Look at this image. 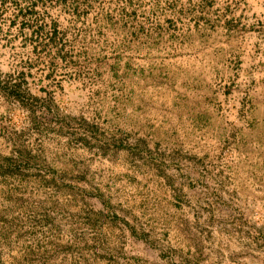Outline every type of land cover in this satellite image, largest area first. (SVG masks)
<instances>
[{"label":"rangeland","instance_id":"374dc122","mask_svg":"<svg viewBox=\"0 0 264 264\" xmlns=\"http://www.w3.org/2000/svg\"><path fill=\"white\" fill-rule=\"evenodd\" d=\"M0 264H264V0H0Z\"/></svg>","mask_w":264,"mask_h":264}]
</instances>
